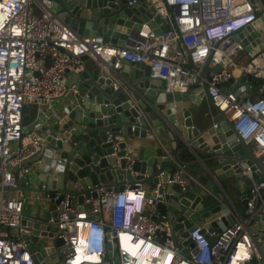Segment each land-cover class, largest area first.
Returning a JSON list of instances; mask_svg holds the SVG:
<instances>
[{"label":"built area","instance_id":"obj_1","mask_svg":"<svg viewBox=\"0 0 264 264\" xmlns=\"http://www.w3.org/2000/svg\"><path fill=\"white\" fill-rule=\"evenodd\" d=\"M259 2L159 0L153 5L161 19L157 27L170 29L158 34L150 22H144L140 31L130 30L124 47H117L77 35L55 15L54 0H0V264H37L34 257L39 252L21 238L28 235L33 241V231L22 222L33 220L45 198L19 191L20 180L27 178L26 185L31 187L36 179L42 189H49L47 180L53 176L39 165L45 162L47 139H60L56 129L66 118L67 108L74 105L71 98L80 93L84 57L110 78L122 70L124 62L144 63L150 66L153 79L166 84L168 93H186L192 85L207 83L215 106L264 165V50L256 56L248 53L246 64H238L235 58L246 47L232 33L255 20ZM139 5V0L128 2L131 8ZM208 60L211 69L220 67L219 73H211L210 82L203 76ZM246 75L261 81L262 95L253 96V82L246 81L238 90L225 86ZM25 109L34 113L30 125H24ZM112 138L109 134L108 139ZM49 151L56 157L55 146ZM241 166L242 176L253 181L251 168L246 163ZM167 183L161 174L150 189L135 183L115 193L101 186L82 207L72 206V197L66 195L57 217L46 223L56 229L54 239L64 241V264H264L238 217L221 234H212L214 243L203 227H195L189 236L195 252L184 254L186 239L181 240L182 247L174 244L163 210L162 189ZM141 200L143 206L138 209L135 205ZM28 202L35 204L31 216L24 212ZM248 208L253 215L264 216V184L254 186ZM47 209L53 208L48 205ZM124 240L129 246L138 245L135 253ZM241 245L246 255L239 257ZM50 246L45 244L46 251ZM80 249L98 260H80ZM42 263L58 264V260L46 252L38 264Z\"/></svg>","mask_w":264,"mask_h":264},{"label":"water","instance_id":"obj_2","mask_svg":"<svg viewBox=\"0 0 264 264\" xmlns=\"http://www.w3.org/2000/svg\"><path fill=\"white\" fill-rule=\"evenodd\" d=\"M129 1L54 0V13L77 35L117 47H124L130 30L140 31L144 22H150L158 34L170 29L167 25L157 27L161 19L148 0H139L135 8L128 6ZM257 8L255 20L233 33L253 56L264 50V0ZM125 63L129 69L123 64L114 78L105 76L99 68L79 75L80 93L71 98L74 105L67 108L66 118L56 129L60 139H47L45 162L39 165L53 176L47 180L49 189H42L36 179L31 187L26 185L27 178L20 180L19 191L45 198L39 202L42 210L33 220L22 222L33 231L32 237L43 236L37 243L28 235L21 236L34 252H39L34 261L38 264L47 252L52 259L57 258L58 264H64V241L54 239L56 229L46 223L57 217V208L66 195L72 197V206L82 207L85 199L96 196V188L104 186L117 193L127 184L156 185L161 174L169 180L162 192L172 240L182 247L181 240L186 239L184 254L194 249L189 236L195 227H203L214 243L216 237L212 234H221L238 217L264 260V216L253 215L248 208L254 186L264 184V165L215 106L208 84L192 85L186 93H168L164 82L151 77L150 66ZM212 72L219 73L220 67L211 69L208 60L203 69L208 82ZM246 81L253 82L252 76H243L238 82L231 80L225 86L238 90ZM258 83L261 85L260 80ZM204 103L215 112L204 111ZM166 129L172 132V140ZM176 137L193 161L185 162L176 154V147L161 145L166 139L176 143ZM51 146L57 149L53 158ZM242 163L251 168L253 181L242 176ZM48 205L53 209L48 210ZM46 243L51 245L47 251Z\"/></svg>","mask_w":264,"mask_h":264},{"label":"crops","instance_id":"obj_3","mask_svg":"<svg viewBox=\"0 0 264 264\" xmlns=\"http://www.w3.org/2000/svg\"><path fill=\"white\" fill-rule=\"evenodd\" d=\"M149 1V0H148ZM156 4V3H155ZM242 53H246V52H242ZM242 53H240V54H242ZM248 54V53H247ZM249 59V55H248V58L246 57V58H243L242 59V61H241V63H238V64H240V65H244V64H246V62H247V60ZM124 64V69H129V67L127 66V65H125L126 63L124 62L123 63ZM96 65H95V63L92 61V60H90V59H88L87 61H86V70H88L89 72H93V71H95L96 70ZM86 70L83 72V73H85L86 72ZM79 83H80V81H79ZM261 88H262V86L260 85L259 87H255L254 88V90H253V96L254 97H259L260 95H262L261 94ZM169 107V106H168ZM210 112H212V110L210 111ZM165 113H170V111H166ZM166 132H167V134H168V136H169V138L172 140V138H173V136H172V132L171 131H169L168 129H166ZM175 142L176 143H169L168 142V139H166V140H163L162 141V143H161V145H163L165 148H166V146L168 147L169 145H171V146H173V148L174 147H176V150H175V152H176V154H179V156L183 159V158H185L186 156H191V154L188 152V150L186 149V147L183 145V143L181 142V140H179L177 137L175 138ZM205 158V157H204ZM184 160V159H183ZM185 161V160H184ZM191 161H193V159L192 160H189V161H185V162H191ZM153 185L152 184H145V187H147V188H151ZM30 204H33V206L35 205L34 203H31V202H28L27 204H26V207H25V210H24V212H26L27 210H28V206L30 205ZM39 210H41V207H39ZM33 211V210H32ZM27 216H29V215H27ZM31 216V215H30Z\"/></svg>","mask_w":264,"mask_h":264},{"label":"rangeland","instance_id":"obj_4","mask_svg":"<svg viewBox=\"0 0 264 264\" xmlns=\"http://www.w3.org/2000/svg\"><path fill=\"white\" fill-rule=\"evenodd\" d=\"M159 0H149L148 1V4L149 5H154L155 3H157ZM248 58V54L247 53H242V54H240L238 57H236L235 58V61L236 62H238V63H241V61H242V59L243 58ZM204 111H211L212 110V112L214 113L215 111H214V109H213V107L212 106H210V105H207V104H203V106L201 107ZM33 119H34V117H33ZM33 119L31 118V120H30V122L27 124V125H30L31 123H32V121H33ZM29 208H28V210L25 212V214L26 215H32V210H33V204H30L29 206H28ZM42 210V209H41ZM5 229H3L2 230V233H4L5 231H4ZM39 241V239L37 238V237H33V242H35V243H37Z\"/></svg>","mask_w":264,"mask_h":264},{"label":"bare ground","instance_id":"obj_5","mask_svg":"<svg viewBox=\"0 0 264 264\" xmlns=\"http://www.w3.org/2000/svg\"><path fill=\"white\" fill-rule=\"evenodd\" d=\"M124 236V238H127L125 235H123ZM124 245H128V248H130V250H131V253H135L136 252V249L138 248V245L137 246H129V243H128V241H125L124 240ZM246 255V248H244V246L243 245H241L240 246V249L238 250V253H237V256H239V257H242V256H245ZM85 258H87V259H89V260H91V261H97L98 260V258L96 257V256H88L87 254H85L81 249H80V252H79V259L81 260V259H85Z\"/></svg>","mask_w":264,"mask_h":264},{"label":"trees","instance_id":"obj_6","mask_svg":"<svg viewBox=\"0 0 264 264\" xmlns=\"http://www.w3.org/2000/svg\"><path fill=\"white\" fill-rule=\"evenodd\" d=\"M253 85H254V87H259L260 86L257 80L253 81ZM33 117H34V113L29 111V109H25L24 110V125H27L30 122L31 118L33 119ZM183 159L185 161H189V160H192L193 158H192V156L188 155V156H186ZM163 210H164V208H163Z\"/></svg>","mask_w":264,"mask_h":264},{"label":"clouds","instance_id":"obj_7","mask_svg":"<svg viewBox=\"0 0 264 264\" xmlns=\"http://www.w3.org/2000/svg\"><path fill=\"white\" fill-rule=\"evenodd\" d=\"M234 33V32H232ZM143 206V200H141L137 205H135L136 208L141 209Z\"/></svg>","mask_w":264,"mask_h":264}]
</instances>
